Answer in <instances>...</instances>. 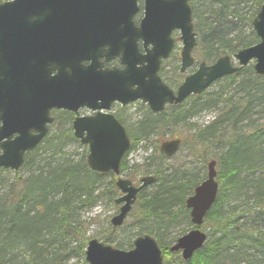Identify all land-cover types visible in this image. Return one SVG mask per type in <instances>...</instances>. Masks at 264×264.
Wrapping results in <instances>:
<instances>
[{
    "label": "water",
    "instance_id": "water-1",
    "mask_svg": "<svg viewBox=\"0 0 264 264\" xmlns=\"http://www.w3.org/2000/svg\"><path fill=\"white\" fill-rule=\"evenodd\" d=\"M138 0H9L0 3V168L17 171L24 155L47 135L53 119L52 109L76 112L80 107L97 111L94 116L75 118L73 137L87 146L88 168L100 174L112 172L119 177L120 162L130 142L123 126L107 111L112 102L126 105L141 100L154 113L166 104H181L198 95L213 82L235 74L254 61L253 70L264 79V4L252 21L259 39L254 46L214 64L201 63L174 93L158 76L162 61L174 47L173 31L181 42L180 72L193 63L191 52L196 35L188 0H143V15L136 27L133 17ZM141 42L143 53L138 51ZM120 57L122 70H100V58ZM83 62H90L85 67ZM15 136L10 140L11 136ZM180 147L174 139L160 144L159 150L170 158ZM215 161L207 163L206 178L185 200L190 222L200 227L213 205L218 184ZM146 176L137 187L117 178L115 186L122 204L110 224L120 227L136 201L137 194L154 183ZM206 234L198 228L179 237L169 248L189 260L202 248ZM88 264H162L156 241L137 237L128 251L91 239L85 248Z\"/></svg>",
    "mask_w": 264,
    "mask_h": 264
},
{
    "label": "trees",
    "instance_id": "trees-1",
    "mask_svg": "<svg viewBox=\"0 0 264 264\" xmlns=\"http://www.w3.org/2000/svg\"><path fill=\"white\" fill-rule=\"evenodd\" d=\"M4 1L7 0L0 3ZM207 1L212 9L202 24L196 23L200 18L197 5L190 1L197 51L202 60L232 55L257 42L250 22L264 0ZM238 5L253 8L244 22L247 34L241 33L242 27L238 26L239 20L244 19ZM224 80V88L233 86L240 94L238 98L227 97L224 88L215 94L191 96L182 105L170 106L167 115V109L159 114L147 109L127 128L134 148L158 130L183 123L211 107L217 108V115L193 132L189 141L181 137V147L187 144L184 156H174L173 163L165 165L168 159L154 151L143 164L134 166L135 176L153 175L156 180L138 194L128 215L132 221L126 226L132 235L118 248L129 249L135 237L149 235L161 250L163 264H168L167 257L178 255L168 251L165 239L173 227L184 224L191 228L184 202L205 178V167L211 159L206 150L214 146L224 150L216 158L218 194L203 224L210 232L190 260L183 261L178 256L171 264H264V207L260 206V213L254 215L249 209L235 214L236 208L231 206L225 211L235 198L249 190L256 198L264 197V151L256 149V143L264 138V121L260 127L251 123L240 126L253 108L264 112V81L251 67ZM56 120L42 144L26 155L22 170L27 175L10 181L0 179L4 189L0 195V264H68L74 258L86 264L87 228L79 213L92 208L103 197L114 202L117 191L112 174L90 171L85 152L75 155L65 151L77 142L72 137L70 114L59 112ZM224 134H228L226 139L222 138ZM124 159L121 172L126 169ZM107 177L110 180L103 183ZM246 212L249 217L244 216ZM110 234L108 226L103 240L112 242L114 235ZM69 240L76 242L75 248L68 249Z\"/></svg>",
    "mask_w": 264,
    "mask_h": 264
},
{
    "label": "rangeland",
    "instance_id": "rangeland-1",
    "mask_svg": "<svg viewBox=\"0 0 264 264\" xmlns=\"http://www.w3.org/2000/svg\"><path fill=\"white\" fill-rule=\"evenodd\" d=\"M194 4L197 5V15L200 17L198 20H196V23L201 24L204 22V19L209 14V9L211 6L209 5V2L207 0H190ZM212 9V8H211ZM239 12L242 14L244 19L239 20L241 24H238V26H241V33L247 34L249 32L248 28L245 26L244 22H246V19H248L249 15L252 13L253 8L247 7V5H238ZM173 38L177 41L175 46L174 54H176L179 58V52L181 49V42L178 41V34L174 33ZM194 56L198 58V62L202 61L200 56L198 55V51L194 53ZM175 67H179L178 60L173 63ZM197 68V64H195L191 69H189L186 73L189 71H194ZM168 72V73H167ZM178 74V69L174 73L171 68L165 67L163 68V76L167 81V84L170 85V87H176L179 85V83L182 81L183 76L186 74ZM226 81L225 80H219L212 84L206 91V94H215L222 90L225 86ZM225 95L227 97H234V99L238 98L240 94H236V92L233 90V86L229 88H224ZM147 106L140 101H137L133 103V105L126 108L125 111H120L118 108L115 109L114 113L118 115L125 123L123 125L127 129L128 127H131L134 123H136L140 116L145 113L147 110ZM260 108L255 107L252 109V112H250L249 116L246 117L245 121H243L241 125H245L246 123H251L254 127H260L264 121V112L259 113ZM166 115L170 113V111L166 110ZM217 115V108L211 107L209 109H206L205 111L193 116L190 119H187L183 123H180L173 127H168L166 130L161 129L156 132H154L147 140L138 142L135 144L134 148H130L129 152L126 157V169L121 173V177L123 178H129L133 181L135 185L138 184V180L140 178L135 176L134 174V166L135 165H141L144 162V159L151 154L154 153V151H158V147L161 142L171 140L175 138L176 136H180L186 141H189L191 139V134L198 129L204 127L207 125L214 116ZM228 134H224L222 138L226 139ZM261 143V144H260ZM208 146V145H206ZM256 149L264 151V138L261 139V142L256 143ZM86 147L76 143L71 144L68 146L65 151L67 153H73L75 155H80L85 152ZM205 150V149H204ZM224 148H217V147H209L207 148V153L211 159H215L220 155L221 152H223ZM187 152V144L184 145L180 149V151L177 153L176 156H184ZM87 152H85L86 154ZM264 158V155H263ZM175 162V161H174ZM173 163V159H168L165 161V165H170ZM27 175V173L23 170H20L17 173L13 172H6V173H0V179H3L4 181H10L17 177H24ZM110 180V178L103 179V183H107ZM4 192V189L0 187V195ZM119 192L116 193L114 198H117L119 196ZM256 202H260V205H255ZM236 208L234 210L235 214H238L239 212H244L249 209L251 215H254L255 213H260L259 208L260 206L264 207V197L262 198H256L252 191H247L246 194L244 193L239 198H235L225 209L226 212L230 210L231 207ZM178 209L175 208V210ZM117 207L108 200V198L103 197L99 201L96 202V204L90 208L83 210L79 213L81 221H83L84 226L87 228L85 231V238L87 240H90L92 238L97 239L98 241H103V237L105 233L108 230V226H110V220L111 218L116 214ZM249 213H245V217H249ZM131 219L127 218L126 223L124 227L118 229L114 234V239L109 244L117 247L119 243L125 242L131 235L132 232L130 228L126 227L131 223ZM239 221L238 223H240ZM190 227H186V225L182 224L177 227H173L169 230V233L165 239L166 243L170 247L174 241L173 238H178L185 234ZM201 231L205 232L206 234H209L210 229L207 227H201ZM69 243L67 244L68 249L75 248L76 242L73 240H69ZM126 250V249H124ZM66 252H64L65 254ZM180 255L178 254L176 257H167L166 261L168 264H171L172 261H174L176 258H179ZM68 264H83L82 260L80 258H74L68 262Z\"/></svg>",
    "mask_w": 264,
    "mask_h": 264
},
{
    "label": "flooded vegetation",
    "instance_id": "flooded-vegetation-1",
    "mask_svg": "<svg viewBox=\"0 0 264 264\" xmlns=\"http://www.w3.org/2000/svg\"><path fill=\"white\" fill-rule=\"evenodd\" d=\"M139 5H140V7H141V1H140V3H139ZM142 16V12L141 11H139L136 15H135V17L133 18V21H134V23H135V25L137 26L138 25V21H139V19H140V17ZM139 45H140V43H139ZM197 52V47H195L194 49H193V51H192V57H193V63H192V65L190 66V67H188V68H186L185 69V71L183 72V73H180V71H179V67L177 68V67H175L174 65H173V63H175V61L176 60H178V62L180 63V57L178 58V56L176 55V54H174V53H172L171 54V56L168 58V60H167V62H165L164 64L162 63V67H161V69H160V75L164 78V76H163V68H165V67H168V68H171V70L175 73V71L178 69V74L180 73V74H184V73H186L189 69H191L195 64H197V68H198V66L201 64V63H204L206 66H210V65H212L216 60H213V61H204V60H202V61H200V62H198L197 60H198V58L197 57H195L194 56V53H196ZM172 60H174V61H172ZM99 62L101 63V66H100V69L102 70V71H104V70H114V69H118V70H121L123 67L120 65V61H119V57L118 58H114V59H111V60H108V61H106L105 59H100L99 60ZM90 63H88V62H85L84 63V66H88ZM197 68L194 70V71H189L188 73H186L184 76H183V78L185 77V76H188V75H191V74H193L196 70H197ZM168 73V72H167ZM182 78V79H183ZM165 79V78H164ZM166 80V79H165ZM180 84V83H179ZM178 86V85H177ZM176 86V87H177ZM176 87L174 88L173 87V91H175V89H176ZM131 105H133V103H131V104H127V105H121V104H119V103H117V102H112L111 104H110V108H109V111L107 112L108 114H110V115H112L116 120H117V122L118 123H125L118 115H116L115 113H114V111H115V109L116 108H118L120 111H125L126 110V108H128L129 106H131ZM55 110H52L51 112H50V116L51 117H53V119H54V114H55ZM93 115V113H91L88 109H86V108H79L75 113H70V120H69V123H72L73 122V120L75 119V118H77V117H87V116H92ZM13 138H14V136H11V138H10V140H13Z\"/></svg>",
    "mask_w": 264,
    "mask_h": 264
}]
</instances>
